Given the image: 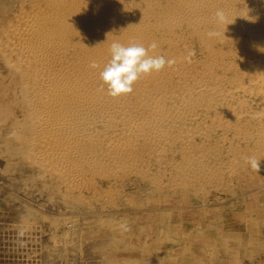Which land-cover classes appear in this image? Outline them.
I'll return each instance as SVG.
<instances>
[{
    "label": "rangeland",
    "instance_id": "rangeland-1",
    "mask_svg": "<svg viewBox=\"0 0 264 264\" xmlns=\"http://www.w3.org/2000/svg\"><path fill=\"white\" fill-rule=\"evenodd\" d=\"M262 1L0 0V264H264ZM113 42L175 64L111 96Z\"/></svg>",
    "mask_w": 264,
    "mask_h": 264
},
{
    "label": "clouds",
    "instance_id": "clouds-1",
    "mask_svg": "<svg viewBox=\"0 0 264 264\" xmlns=\"http://www.w3.org/2000/svg\"><path fill=\"white\" fill-rule=\"evenodd\" d=\"M215 17L218 23H227V16L223 10H217ZM207 35L211 37H219L218 31H210ZM157 44L153 42L149 45L150 49H156ZM111 59L105 65L100 73L101 80L104 85H107L108 92L111 96L130 93L132 85L143 74H149L152 71H160L165 65L172 66L175 64L174 59H165L164 56H149L148 49L140 44H130L124 46L119 42H113L110 48ZM194 55V52L189 53V58ZM93 68L98 65L93 62ZM253 119L264 118V110L255 112ZM251 168L257 173L260 171V160L254 156L244 158ZM20 236L24 232L19 233Z\"/></svg>",
    "mask_w": 264,
    "mask_h": 264
},
{
    "label": "bare ground",
    "instance_id": "bare-ground-1",
    "mask_svg": "<svg viewBox=\"0 0 264 264\" xmlns=\"http://www.w3.org/2000/svg\"><path fill=\"white\" fill-rule=\"evenodd\" d=\"M137 1H138V0H137ZM209 1H211V0H209ZM230 1H231V0H230ZM255 1H256V0H255ZM96 2H97V1H96ZM176 2H179V1H176ZM262 2H263V1H262ZM257 3H258V2H257ZM263 3H264V2H263ZM184 4H185V3H184ZM194 4H195V3H194ZM126 5H127V4H126ZM187 5H188V4H187ZM196 5H197V4H196ZM43 6H44V5H43ZM188 6L190 7V5H188ZM212 6H213V5H212ZM204 7H207V6H206V5H203V8H204ZM194 8H195V6H194L193 8L190 7L191 10L194 9ZM208 8H210V6H208ZM213 8H214V7H213ZM242 8H243V7H242ZM245 8H246V7H245ZM73 9H74V8H73ZM97 9H98V8H97ZM121 9H122V8H121ZM180 9L182 10V8H180ZM98 10H99V9H98ZM112 10H113V9H112ZM184 10H185V9H184ZM245 10H246V9H245ZM166 11H168V10H166ZM176 11H177V10H176ZM202 11H203V10H202ZM74 12H75V10H74ZM74 12H72V13H74ZM164 12H165V11H164ZM179 12H181V11H179ZM204 12H205V9H204ZM206 12H207V11H206ZM240 12H241V11H240ZM43 13H44V12H43ZM128 13H129V12H128ZM157 13H158V12H157ZM159 13H160V12H159ZM159 13H158V14H159ZM161 13H163V12L161 11ZM161 13H160V14H161ZM165 13H166V12H165ZM171 13H172V12H171ZM174 13H175V12H174ZM227 13H229V12H227ZM256 13H257V12H256ZM260 13H261V12H260ZM172 14H173V13H172ZM181 14H182V13H181ZM203 14H204V13H203ZM213 14H214V13H213ZM39 15H40V14H39ZM170 15H171V14H170ZM204 15H206V14H204ZM207 15H208V13H207ZM226 15H227V14H226ZM228 15H230V14H228ZM231 15H233L232 17L236 16V15H234V14H232V13H231ZM23 16H24V15H23ZM41 16H42V15H41ZM171 16L174 18L173 15H171ZM175 16H177V14H176ZM182 16H183V15H182ZM182 16H181V18H183ZM186 16H187V15H186ZM201 16H202V15H201ZM81 17H82V16H81ZM105 17H106V16H105ZM156 17H157V16H156ZM178 17L180 18V16H178ZM229 17H231V16H229ZM229 17H228V18H229ZM260 17H261V16H260ZM69 18H70V17H69ZM78 18H79V17H78ZM78 18H77V19H78ZM120 18H121V17H120ZM142 18H143V17H142ZM142 18H141V19H142ZM163 18L165 19V17H163ZM166 18H167V17H166ZM175 18H177V17H175ZM239 18H240V17H239ZM239 18H238V19H239ZM70 19H71V18H70ZM183 19H184V18H183ZM195 19H199V18H195ZM195 19H194V21H195ZM206 19H208V18H206ZM229 19H230V18H229ZM238 19H237V20H238ZM242 19H243V18H242ZM251 19H252V18H251ZM64 20H65V19H64ZM67 20H68V19H67ZM74 20H76V19H74ZM121 20H122V19H121ZM130 20H131V19H130ZM149 20H150V19H149ZM166 20H169V18L166 19ZM173 20H174V19H173ZM180 20H181V19H180ZM180 20H179V21H180ZM184 20H185V19H184ZM186 20H187V19H186ZM199 20H200V19H199ZM199 20H198V22H199ZM233 20H235V19H233ZM69 21H70V20H69ZM76 21H77V20H76ZM157 21H158V20H157ZM176 21H177V20H176ZM179 21H178V23H179ZM215 21H216V20H215ZM61 22H62V21H61ZM78 22H79V21H78ZM155 22H156V21H155ZM164 22H165V20H164ZM168 22H171V19H170V21H168ZM189 22H190V21H189ZM261 22H262V20H261ZM28 23H29V22H28ZM34 23H35V22H34ZM62 23H63V22H62ZM152 23H153V22H152ZM182 23H183V22H182ZM187 23H188V21H187ZM217 23H218V22H217ZM239 23H240V22H239ZM64 24H66V23H64ZM64 24H63V25H64ZM106 24H107V23H106ZM139 24H140V23H139ZM144 24H145V23H144ZM160 24H161V23H160ZM165 24H167V23H165ZM171 24H173V23H171ZM179 24H180V23H179ZM184 24H185V23H184ZM232 24H234V21H233ZM240 24H241L240 26H241V28H242V27H243V26H242V23H240ZM247 24H250V23H247ZM140 25H141V24H140ZM142 25H143V23H142ZM168 25H169V24H168ZM173 25H174V24H173ZM193 25H194V24H193ZM218 25H219V24H218ZM229 25H231V23H230ZM237 25H238V22H237ZM130 26H131V25H130ZM130 26H129V27H130ZM134 26H135V25H134ZM152 26H153V25H152ZM174 26H175V25H174ZM188 26H190V25H188ZM233 26H234V25H233ZM247 26L249 27V25H247ZM252 26H253V25H252ZM155 27L158 28L159 26H155ZM155 27H154V28H155ZM225 27H227V26H225ZM228 27H230V26H228ZM245 27H246V25H245ZM250 27H251V26H250ZM130 28H131V27H130ZM142 28H143V27H142ZM148 28H149V27H148ZM159 28H160V27H159ZM174 28H175V27H174ZM230 28H231V27H230ZM237 28H238V27H237ZM241 28H240V29H241ZM227 29H228V28H227ZM240 29H239V30H240ZM243 29H244V27H243ZM247 29H248V28H247ZM254 29H255V28H253V30H254ZM260 29H261V28H260ZM167 30H168V29H167ZM172 30H173V29H172ZM222 30H223V28H222ZM225 30H226V29H225ZM231 30H233V29H231ZM241 30H242V29H241ZM241 30H240V31H241ZM263 30H264V29H263ZM119 31H120V30H119ZM144 31H145V30H144ZM153 31H154V30H153ZM194 31H195V30H194ZM227 31H228V30H227ZM247 31H249V30H247ZM7 32H8V31H7ZM123 32H124V31H123ZM132 32H133V31H132ZM135 32H136V31H135ZM145 32H146V31H145ZM157 32H158V31H157ZM172 32H173V31H172ZM187 32H188V31H187ZM229 32H230V31H229ZM235 32H236V30H235ZM249 32H250V31H249ZM252 32H253V31H252V29H251V33H252ZM158 33H159V32H158ZM251 33H249V34H251ZM255 33H256V30H255ZM145 34H146V33H145ZM175 34H176V33H175ZM249 34H248V35H249ZM18 35H19V34H18ZM153 35H154V33H153ZM159 35H160V34H159ZM183 35H184V34H183ZM176 36H177V35H176ZM40 37H41V36H40ZM98 37H99V36H98ZM125 37H126V36H125ZM169 37H170V36H169ZM181 37H183V36L181 35ZM191 37H192V36H191ZM178 38H179V37H178ZM178 38H177V39H178ZM218 38H219V37H218ZM27 39H28V38H27ZM102 39H103V38H102ZM177 39H176V40H177ZM179 39H180V38H179ZM205 39H206V37H205ZM224 39H226V38H224ZM107 40H108V39H107ZM167 40H168V39H167ZM194 40H195V39H194ZM13 41H14V40H13ZM23 41H24V40H23ZM26 41H27V40H26ZM139 41H140V40H139ZM185 41H186V39H185ZM187 41H189V39H188ZM195 41H196V40H195ZM223 41H224V40H223ZM231 41H232V40H231ZM105 42H106V41H105ZM219 42H220V41H219ZM53 43H54V42H53ZM106 43H107V42H106ZM168 43H169V42H168ZM180 43H181V42H180ZM183 43H184V42H183ZM239 43H240V42H239ZM170 44H171V43H170ZM181 44H182V43H181ZM18 45H19V44H18ZM18 45H17V46H18ZM22 46H23V45H22ZM182 46H184V44H182L181 47H182ZM212 46H213V45H212ZM216 46H217V45H216ZM196 47H197V46H196ZM36 48H37V47H36ZM44 48H45V47H44ZM148 48H149V46H148ZM197 48H198V47H197ZM14 49H15V47H14ZM99 49L102 50L101 48H99ZM203 49H204V48H203ZM5 50H6V49H5ZM29 50H30V49H29ZM148 50H149V49H148ZM210 50H211V49H210ZM193 51H194V50H193ZM206 51H207V50H206ZM236 51H237V50H236ZM165 52H166V51H165ZM170 52H171V51H170ZM176 52H177V51H176ZM180 52H181V51H180ZM180 52H179V53H180ZM39 53H40V52H39ZM63 53H64V52H63ZM177 53H178V52H177ZM177 53L174 54L175 57H177V56H176ZM179 53H178V54H179ZM208 53H209V52H208ZM233 53H234V52H233ZM26 54H27V52H26ZM101 54H102V53H101ZM171 54H172V53H171ZM185 54H186V53H185ZM179 55H180V54H179ZM183 55H184V54H183ZM243 55H244V54H243ZM166 56H168V55H166ZM208 56H210V55H208ZM249 56H250V55H249ZM168 57H169V56H168ZM168 57H167V58H168ZM234 57H235V56H234ZM29 58H30V57H29ZM178 58H179V57H177V61H179V60L181 59V58H180V59L178 60ZM248 58H249V57H248ZM39 59H40V58H39ZM170 59H171V58H170ZM236 59H237V58H236ZM103 60H104V59H103ZM182 60H183V59H182ZM72 61H73V60H72ZM81 61H82V60H81ZM242 61H244V59L241 60V62H242ZM79 62H80V61H79ZM185 62H186V60H185ZM257 62H258V61H257ZM178 63H180V61H179ZM182 63H183V61H182ZM182 63H180V64H182ZM243 63H244V62H243ZM86 64H87V63H86ZM86 64H85V66H86ZM237 64H238V63H237ZM237 64H236V65H237ZM229 65H230V64H229ZM82 66H83V64H82ZM40 67H41V66H40ZM54 67H55V66H54ZM72 67H73V66H72ZM101 69H102V68H101ZM171 70H172V69H171ZM42 71H43V70H42ZM77 73H78V72H77ZM193 74H194V73H193ZM208 74H209V73H208ZM257 74H258V73H257ZM257 74H256V76H257ZM259 74H262V73H259ZM73 75H74V74H73ZM73 75H72V76H73ZM145 75H146V74H145ZM188 75H189V74H188ZM210 75H211V74H210ZM210 75H209V76H210ZM263 75H264V74H263ZM263 75H260L259 77H260V78H264ZM28 76H29V75H28ZM46 76H47V75H46ZM152 76H153V75H152ZM171 76H172V75H171ZM41 77H42V76H41ZM145 77H146V76H145ZM149 77H150V76H149ZM210 77H211V76H210ZM259 77H257L256 79H259ZM78 78H79V77H78ZM86 78H87V77H86ZM150 79H151V78H150ZM210 79H211V78H210ZM81 80H82V79H81ZM144 80H145V79H144ZM156 80H157V79H156ZM249 80H251V79H249ZM253 80H254V79H253ZM253 80H252V81H253ZM259 80H260V79H259ZM259 80H258V82H260ZM163 81H164V80H163ZM169 81H170V80H169ZM177 81H178V80H177ZM195 81H196V80H195ZM214 81H215V80H214ZM244 81H245V80H244ZM256 81H257V80H256ZM69 82H70V81H69ZM83 82H84V81H83ZM164 82H165V81H164ZM182 82H183V81H182ZM187 82H188V80H187ZM203 82H204V81H203ZM246 82H248V80H247ZM262 82H264V81L262 80ZM138 83H139V82H138ZM144 83H145V82H144ZM150 83H151V82H150ZM194 83H195V82H194ZM198 83H199V82H198ZM198 83H197V84H198ZM207 83H208V82H207ZM209 83H210V82H209ZM195 84H196V83H195ZM245 84H247V83H245ZM250 84L252 85V83H250ZM260 84H261V83H260ZM144 85H145V84H144ZM178 85H179V84H178ZM209 85H210V84H209ZM211 85H212V84H211ZM257 85H258V86H261V85H259V83H258ZM191 86L193 87L194 85L191 84ZM255 86H256V85H255ZM255 86H254V87H255ZM70 87H71V86H70ZM101 87H102V86H101ZM157 87H158V86H157ZM192 87H191V88H192ZM200 87H201V85H200ZM200 87H199V88H200ZM254 87H253V88H254ZM160 88H161V87H160ZM189 88H190V87H189ZM191 88H190V90H191ZM194 88H195V87H194ZM202 88H203V86H202ZM202 88H200V89H201V92L203 91ZM205 88H206V86H205ZM259 88H260V87H259ZM143 89H144V88H143ZM156 89H157V88H156ZM196 89H197V88H196ZM200 89H199V90H200ZM211 89H212V88H211ZM225 89H226V88H225ZM256 89H257V88H256ZM256 89H255V90H256ZM262 89H263V88H262ZM34 90H35V89H34ZM85 90H86V89H85ZM105 90H106V89H105ZM158 90H161V89L158 88ZM215 90H216V89H215ZM215 90H214V91H215ZM78 91H79V90H78ZM83 91H84V90H83ZM167 91H168V90H167ZM249 91H250V89H249ZM139 92H140V91H139ZM184 92H185V91H184ZM195 92H196V91H195ZM201 92H200V93H201ZM219 92H220V91H219ZM219 92H218V93H219ZM256 92H259V91H256ZM256 92H255V93H256ZM62 93H63V92H62ZM202 93H203V92H202ZM259 93H260V92H259ZM66 94H67V93H66ZM132 94H133V93H132ZM172 94H173V93H172ZM190 94H191V92H190ZM250 94H252L251 91H250ZM46 95H47V94H46ZM48 95H49V94H48ZM54 95H55V94H54ZM196 95H197V93H196ZM211 95H212V94H211ZM221 95H222V94H221ZM80 96H81V95H80ZM164 97H165V96H164ZM223 97H225V96L223 95ZM58 98H59V97H58ZM76 98H77V97H76ZM86 98H87V97H86ZM93 98H94V97H93ZM96 98H97V97H96ZM146 98H147V97H146ZM158 98H159V97H158ZM184 98H185V97H184ZM171 99H172V98H171ZM223 99H224V98H223ZM88 100H89V99H88ZM47 102H48V101H47ZM89 102H90V100H89ZM216 102H217V101H216ZM76 104H77V103H76ZM114 104H115V103H114ZM88 105H89V104H88ZM61 106H62V105H61ZM80 106H81V105H80ZM99 106H100V105H99ZM153 106H155V105H153ZM177 106H179V105H177ZM52 107H53V106H52ZM100 107H101V106H100ZM151 107H152V106H151ZM93 108H94V107H93ZM139 108H140V107H139ZM35 109H36V108H35ZM52 109H53V108H52ZM152 109H153V108H152ZM171 109H172V108H171ZM191 109H192V108H191ZM216 109H217V108H216ZM39 110H40V109H39ZM72 110H73V109H72ZM95 110H96V109H95ZM95 110H94V112H95ZM128 110H129V109H128ZM173 110H174V109H173ZM187 110H188V109H187ZM187 110H186V111H187ZM80 111H81V110H80ZM129 111H131V110H129ZM158 111H159V110H158ZM180 111H181V110H180ZM207 111H208V110H207ZM78 112H79V110H78ZM146 112H148V111H146ZM178 113L181 114L180 112H178ZM68 114H69V113H68ZM72 114H73V113H72ZM150 114H153V113H150ZM157 114H159V113H157ZM157 114H156V115H157ZM163 114H164V113H163ZM40 115H41V114H40ZM66 115H67V114H66ZM148 115H149V114H148ZM192 115H193V114H192ZM88 116H89V115H88ZM90 116H91V115H90ZM175 116H177V114H176ZM182 116H183V115H182ZM188 116H189V115H188ZM184 117H185V116H184ZM127 118H128V117H127ZM80 121H81V120H80ZM175 121H176V120H175ZM81 122H82V121H81ZM95 122H96V121H95ZM42 123H43V122H42ZM35 124H36V123H35ZM51 124H52V123H51ZM78 124H80V123H78ZM94 124H95V123H94ZM155 124H156V123H155ZM225 124H226V123H225ZM53 125H54V124H53ZM82 125H84V124H82ZM79 126H80V125H79ZM156 126H157V125H156ZM43 127H44V126H43ZM70 128H71V126H70ZM162 128H163V127H162ZM66 129H67V127H66ZM169 129H170V128H169ZM180 129H181V128H180ZM86 130H87V128H86ZM167 131H168V130H167ZM113 132H114V131H113ZM79 135H80V134H79ZM46 136H47V135H46ZM60 137H61V136H60ZM78 137H79V136H78ZM46 138H47V137H46ZM168 139H169V138H168ZM69 142H70V141H69ZM131 142H132V141H131ZM106 145H107V144H106ZM133 145H134V144H133ZM106 147H107V146H106ZM66 148H68V147H66ZM155 149H156V148H155ZM262 149H263V148H262ZM31 151H32V150H31ZM130 152H131V151H130ZM28 154H29V153H28ZM80 154H82V153H80ZM75 155H76V154H75ZM35 156H36V155H35ZM106 157H107V156H106ZM136 157H137V156H136ZM122 159H123V158H122ZM186 159H188V158H186ZM33 160H34V159H33ZM36 160H37V159H36ZM64 160H66V159H64ZM71 160H72V159H71ZM182 160H184V159H182ZM95 162H96V161H95ZM201 165H202V164H201ZM71 167H72V166H71ZM98 168H99V167H98ZM71 172H72V171H71ZM65 173H66V172H65ZM71 174H72V173H71ZM172 179H173V178H172ZM85 182H86V181H85Z\"/></svg>",
    "mask_w": 264,
    "mask_h": 264
}]
</instances>
